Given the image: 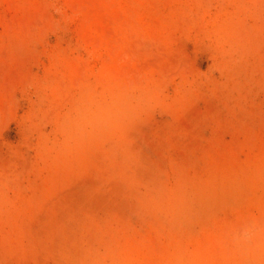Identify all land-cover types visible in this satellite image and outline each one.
I'll return each mask as SVG.
<instances>
[{"label": "rangeland", "instance_id": "rangeland-1", "mask_svg": "<svg viewBox=\"0 0 264 264\" xmlns=\"http://www.w3.org/2000/svg\"><path fill=\"white\" fill-rule=\"evenodd\" d=\"M264 0H0V264H264Z\"/></svg>", "mask_w": 264, "mask_h": 264}, {"label": "clouds", "instance_id": "clouds-1", "mask_svg": "<svg viewBox=\"0 0 264 264\" xmlns=\"http://www.w3.org/2000/svg\"><path fill=\"white\" fill-rule=\"evenodd\" d=\"M231 249L241 255H250L256 251L264 256V225L251 221L238 229L230 240Z\"/></svg>", "mask_w": 264, "mask_h": 264}]
</instances>
